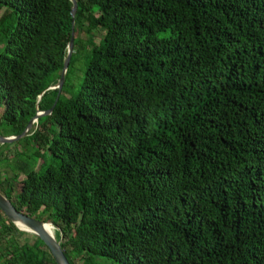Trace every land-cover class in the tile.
I'll use <instances>...</instances> for the list:
<instances>
[{"label": "trees", "instance_id": "obj_1", "mask_svg": "<svg viewBox=\"0 0 264 264\" xmlns=\"http://www.w3.org/2000/svg\"><path fill=\"white\" fill-rule=\"evenodd\" d=\"M77 2L0 0V136L53 110L0 192L70 264H264V0ZM4 217L0 264H57Z\"/></svg>", "mask_w": 264, "mask_h": 264}, {"label": "water", "instance_id": "obj_2", "mask_svg": "<svg viewBox=\"0 0 264 264\" xmlns=\"http://www.w3.org/2000/svg\"><path fill=\"white\" fill-rule=\"evenodd\" d=\"M70 1L73 4L72 17L74 19H76L77 15H78V11H79V4H78L77 0H70ZM74 42H76V34L73 33V37H72V40H71L70 45H69L68 57L65 60V65H64V69H63L61 78H60V80L56 86L50 87L51 89L58 87L59 90L61 91V89L63 88L64 82L66 80V74H67V71L69 69V64H70V61H71V58L73 55L74 45H76V43H74ZM52 111L53 110L48 111V112L40 111L38 113L37 117L34 120H32L27 131L22 136H17V137H15V136H13V137L0 136V145L12 144L18 140H21L23 138L30 136L35 125H37L39 123L40 119L47 114H51ZM0 210L5 214V216L20 231L25 232V233H29V232H26V230L19 228V226L17 225V222H21L22 224H24L28 228L32 229L36 233V236L40 240H42L45 243V245L49 248V250L52 253L57 264H70L69 260L67 259L66 255H65V252L62 248V245H61L62 244V238H61V240H58L57 235H55V237L51 236L46 231L45 227L48 224L54 225L53 223H45L39 219L32 218V217L26 215L25 213L19 212L16 209V207L13 205V203L9 199H6L1 192H0ZM55 228L57 229L56 226H55Z\"/></svg>", "mask_w": 264, "mask_h": 264}, {"label": "rangeland", "instance_id": "obj_3", "mask_svg": "<svg viewBox=\"0 0 264 264\" xmlns=\"http://www.w3.org/2000/svg\"><path fill=\"white\" fill-rule=\"evenodd\" d=\"M99 36V40H100ZM87 68V57L83 54H81L76 63H74L72 67V73H70L68 83L66 85V90L68 91H74V88H77L79 84L82 82L83 77L85 75V71ZM1 211V210H0ZM5 214L1 211L0 215V227H6L9 226V222L5 219ZM9 220V219H8ZM10 221V220H9ZM11 222V221H10ZM1 232V230H0ZM57 232V229H56ZM57 235V233H56ZM17 240L20 242L21 245H23L26 241L29 243H34L38 237L36 235L26 233L24 236L17 235ZM0 252H2V249L0 247Z\"/></svg>", "mask_w": 264, "mask_h": 264}, {"label": "bare ground", "instance_id": "obj_4", "mask_svg": "<svg viewBox=\"0 0 264 264\" xmlns=\"http://www.w3.org/2000/svg\"><path fill=\"white\" fill-rule=\"evenodd\" d=\"M17 225L19 226V228L23 229V230H26V232H29L33 235H36V233L28 228L27 226H25L24 224H22L21 222H17ZM46 231L51 235V236H54L56 235V228L54 225H51V224H48L46 227Z\"/></svg>", "mask_w": 264, "mask_h": 264}]
</instances>
